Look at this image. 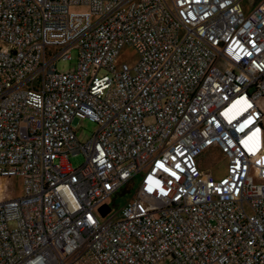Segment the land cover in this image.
Instances as JSON below:
<instances>
[{
	"label": "built area",
	"instance_id": "built-area-1",
	"mask_svg": "<svg viewBox=\"0 0 264 264\" xmlns=\"http://www.w3.org/2000/svg\"><path fill=\"white\" fill-rule=\"evenodd\" d=\"M213 148L220 177L198 164ZM12 176L0 264H264V0H0Z\"/></svg>",
	"mask_w": 264,
	"mask_h": 264
},
{
	"label": "rangeland",
	"instance_id": "rangeland-1",
	"mask_svg": "<svg viewBox=\"0 0 264 264\" xmlns=\"http://www.w3.org/2000/svg\"><path fill=\"white\" fill-rule=\"evenodd\" d=\"M244 4L248 9H251V0H244ZM71 59L60 60L57 63L59 70H66L73 67L77 61V52L72 50ZM138 58L136 49L125 44L119 52V61L133 64ZM97 124L88 119H82L77 124V135L80 140L84 141L90 137L91 133L95 131ZM69 162L72 167L76 168L84 162V155L78 153L70 156ZM198 164L201 168L211 171L216 177L225 174L227 168V161L222 153L217 148L206 151L198 157ZM1 185L5 187L6 191L12 195H20L22 192V181L19 176H12L10 178L2 179ZM135 184L133 182L122 186L116 193L111 195L106 202L112 207L111 212H114L118 207L122 206L124 202L131 197L135 192ZM106 217L100 216V220H105Z\"/></svg>",
	"mask_w": 264,
	"mask_h": 264
},
{
	"label": "water",
	"instance_id": "water-1",
	"mask_svg": "<svg viewBox=\"0 0 264 264\" xmlns=\"http://www.w3.org/2000/svg\"><path fill=\"white\" fill-rule=\"evenodd\" d=\"M100 209H101L102 213H106L108 210L107 206H105V205L102 206Z\"/></svg>",
	"mask_w": 264,
	"mask_h": 264
}]
</instances>
